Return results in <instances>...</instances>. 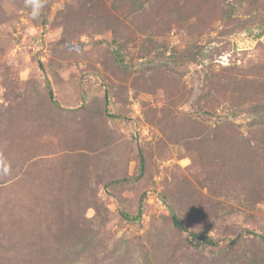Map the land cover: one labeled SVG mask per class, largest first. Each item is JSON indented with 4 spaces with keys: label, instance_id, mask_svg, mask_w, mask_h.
I'll return each instance as SVG.
<instances>
[{
    "label": "rangeland",
    "instance_id": "1",
    "mask_svg": "<svg viewBox=\"0 0 264 264\" xmlns=\"http://www.w3.org/2000/svg\"><path fill=\"white\" fill-rule=\"evenodd\" d=\"M0 264H264V0H0Z\"/></svg>",
    "mask_w": 264,
    "mask_h": 264
},
{
    "label": "trees",
    "instance_id": "2",
    "mask_svg": "<svg viewBox=\"0 0 264 264\" xmlns=\"http://www.w3.org/2000/svg\"><path fill=\"white\" fill-rule=\"evenodd\" d=\"M50 95H52L51 92H50ZM143 166H144V159L142 156H140V170H141V172L143 171ZM170 215H171V219H172V223H173L174 227H176L178 229H182L183 226H182V223L180 222V220L178 219V217L176 215H174V213H172V212ZM123 217H125L126 219L129 218L127 215H123ZM131 220H133V221L140 220V213L136 217L132 218ZM191 237H192V240L194 242H196V245L211 244V242L207 241L206 237L202 234L192 235Z\"/></svg>",
    "mask_w": 264,
    "mask_h": 264
}]
</instances>
